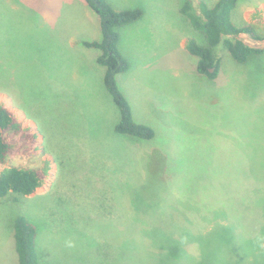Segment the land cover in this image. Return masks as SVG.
Masks as SVG:
<instances>
[{
  "label": "rangeland",
  "instance_id": "374dc122",
  "mask_svg": "<svg viewBox=\"0 0 264 264\" xmlns=\"http://www.w3.org/2000/svg\"><path fill=\"white\" fill-rule=\"evenodd\" d=\"M107 1L142 12L118 28L129 66L116 81L150 140L114 130L120 112L98 52L82 45L101 38L85 0H0V104L20 124L2 132L0 171L31 168L43 180L29 196L0 198V264H18L19 215L36 226L44 264H263L242 243L259 217L243 206L256 181L240 148L258 137L246 124L264 107V54L238 64L218 45V75H200L185 46L205 38L181 13L184 0ZM190 1L200 13V1L217 0ZM233 16L264 31V0H238ZM218 209L227 218L213 221ZM228 222L240 230L229 243L218 227Z\"/></svg>",
  "mask_w": 264,
  "mask_h": 264
},
{
  "label": "trees",
  "instance_id": "16d2710c",
  "mask_svg": "<svg viewBox=\"0 0 264 264\" xmlns=\"http://www.w3.org/2000/svg\"><path fill=\"white\" fill-rule=\"evenodd\" d=\"M86 4L98 15L100 19L101 38L95 41H84L82 45L86 48L98 50L96 63L104 68L103 82L106 90L111 95L114 103L119 109L120 120L115 125L116 133L132 136L138 139L150 140L154 138L153 128L147 124L134 120L132 108L120 90L116 76L128 69V62L121 55L118 48V28L138 20L142 12L140 9L113 8L107 0H85ZM238 0H217L212 4L200 1V13L194 9L190 0H184L180 8L181 13L188 19L195 30L203 33L205 44L198 43L194 39L186 42L188 53L197 58L196 72L210 78H215L219 71V60L214 54V49L223 46L232 59L238 64H250L253 59L264 54V48L250 44L243 39L247 35L251 41H263L264 31L256 23L243 19L235 20L233 12L237 7ZM214 71L211 72L210 69ZM264 107L258 106L253 113L255 116L246 126L258 124V137H244L241 144L242 152L247 155L249 165L248 175L252 176L255 185L245 189L242 193L243 206H252V211L257 218V225L251 228L254 235L248 239H242V243L259 254H264ZM252 115V116H253ZM250 116V117H252ZM20 130V124L14 119L10 111L0 104V164L5 160L9 150V143L5 141L2 132L4 130ZM243 133V132H242ZM249 131L243 133L247 136ZM258 153L259 156L253 154ZM41 175L34 169L10 166L0 171V198L14 195V201L18 196H29L42 185ZM211 207L208 209V214ZM214 219L224 216L227 218L224 209L214 210ZM255 217V216H254ZM247 221V220H246ZM222 232L231 235L227 243L238 237L239 228L234 222L219 224ZM216 226L212 229L214 230ZM14 244L18 257V264H44L39 261L35 237L36 226L23 216H17L13 223ZM244 237V235H242ZM205 259V258H204ZM263 263V261H259ZM199 263H202L199 261Z\"/></svg>",
  "mask_w": 264,
  "mask_h": 264
},
{
  "label": "water",
  "instance_id": "95a60500",
  "mask_svg": "<svg viewBox=\"0 0 264 264\" xmlns=\"http://www.w3.org/2000/svg\"><path fill=\"white\" fill-rule=\"evenodd\" d=\"M210 71H211V72H213V71H214V69H213V68H211V69H210Z\"/></svg>",
  "mask_w": 264,
  "mask_h": 264
},
{
  "label": "crops",
  "instance_id": "0c3cea01",
  "mask_svg": "<svg viewBox=\"0 0 264 264\" xmlns=\"http://www.w3.org/2000/svg\"><path fill=\"white\" fill-rule=\"evenodd\" d=\"M97 52H98V50H97ZM98 55V54H97ZM103 68V67H102ZM104 69V68H103ZM103 74H104V72H103ZM38 189V188H37Z\"/></svg>",
  "mask_w": 264,
  "mask_h": 264
}]
</instances>
